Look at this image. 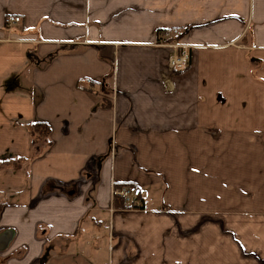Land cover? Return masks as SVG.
Returning <instances> with one entry per match:
<instances>
[{"label": "crops", "instance_id": "0c3cea01", "mask_svg": "<svg viewBox=\"0 0 264 264\" xmlns=\"http://www.w3.org/2000/svg\"><path fill=\"white\" fill-rule=\"evenodd\" d=\"M0 264H264V0H0Z\"/></svg>", "mask_w": 264, "mask_h": 264}, {"label": "built area", "instance_id": "2783aa9c", "mask_svg": "<svg viewBox=\"0 0 264 264\" xmlns=\"http://www.w3.org/2000/svg\"><path fill=\"white\" fill-rule=\"evenodd\" d=\"M21 22V17L19 16H9L6 18V26L12 27L13 25L19 24ZM179 30L178 29H173L170 31L166 32V35H171V34H178ZM174 48H177L178 45H172ZM187 54L184 53L181 57H174L171 60V65L173 67H182L187 63ZM116 195L121 197L123 199V205L125 207H130V206H137L135 203L137 202V199L143 195V192L141 191L140 188L138 187H123L119 190L116 191Z\"/></svg>", "mask_w": 264, "mask_h": 264}, {"label": "trees", "instance_id": "16d2710c", "mask_svg": "<svg viewBox=\"0 0 264 264\" xmlns=\"http://www.w3.org/2000/svg\"><path fill=\"white\" fill-rule=\"evenodd\" d=\"M50 125L43 122V121H39V120H36L34 122V124H32L31 126V134L34 136L33 140L35 141L36 139V135L37 136H47L50 132ZM33 141V142H34Z\"/></svg>", "mask_w": 264, "mask_h": 264}]
</instances>
